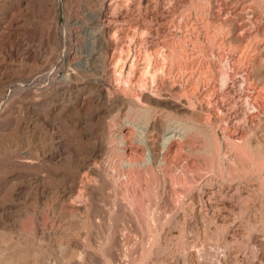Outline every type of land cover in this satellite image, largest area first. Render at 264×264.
<instances>
[{"label": "bare ground", "instance_id": "obj_1", "mask_svg": "<svg viewBox=\"0 0 264 264\" xmlns=\"http://www.w3.org/2000/svg\"><path fill=\"white\" fill-rule=\"evenodd\" d=\"M132 1L134 0H93L91 7L86 12L88 25L82 26L81 30L85 34V39L76 48V57H74L75 60L73 59L74 62L70 72L61 75L57 92L58 97L61 98L59 99L60 105H53L55 99L45 98V104L51 105V107L49 106L50 108L46 109V111L44 110L45 112H39L36 118L33 119L32 117L30 122H25L22 119L24 128L31 132L30 129L33 124L43 123L53 127L51 120L54 119L52 116L51 119L50 115L56 114V116L60 117L69 113L68 116L71 117L70 112L72 113L73 111L84 115L83 118H80V122L78 121L77 126L83 125L84 129L80 134H83L82 137L92 140L94 148L93 150L91 149L90 155L78 158L77 171L71 176L69 191L63 192L61 190L62 192L55 193L58 207L65 214H68L71 220L84 219L87 222L96 216L95 213L99 211V209L96 211V206L100 202L110 203V210L105 211L109 220L115 217L116 219H114L118 222L119 216L122 219V216L126 215L125 217L128 216L130 222L135 223L138 221L139 216L137 209L143 200L142 196L145 197L143 192L149 193L148 202L146 197L145 201L150 208L161 206L166 192L163 196L162 191L158 193V190L163 188L168 191L170 188L167 190V186L170 184L177 188L178 196L183 195L181 199L178 198L180 200L178 202L183 199L181 209L184 210L185 214L182 219L169 222V224L171 223L170 228H167L166 233L167 235L169 234L171 226H176L182 235L191 234L193 242L187 239L178 243L182 251H187L184 257H187L185 259L188 263L191 261L197 262V264H212L209 261L211 259L210 256L214 254L210 250L215 247L217 251L218 249H222V251L218 255L216 253L213 263L257 264L259 262L264 264V240L260 239L261 235L264 234V221L261 220L259 223L254 221L256 225L252 230H249V241L246 245H243V247L245 246L243 250L239 249L238 240L235 236H231L232 230L228 228L224 229V233L217 240V244L213 243V238L209 232H211V229H218L220 225L214 214L215 210L211 206V202L209 203L211 199L209 200L208 198V196L214 195L215 192H206L208 187L214 188V184L224 185L226 182H233L236 178L247 179L257 171L259 175L257 191L264 193V146L262 142L246 138L244 134L245 125L252 126L255 119L260 118V115H264V88L254 83L252 72L246 70L243 76L246 92L242 96L246 100V105L250 108L247 110L249 112L245 114L244 123L230 116L225 123L222 117L218 118V120L216 119L215 123L220 125L223 122L225 124L222 128L225 134V141H220L218 138L219 128L214 127L212 125L214 122L211 121L212 116L218 114L216 113L218 111L217 108L219 109L217 103L212 105L214 99L219 98L217 97L216 80L221 76V82L224 81L226 86L229 80L236 78V75L234 78L233 74L239 68L234 62L233 65H230L231 68H228L222 74H220L221 70H219L220 72L217 71L218 69L214 72L213 70L209 71L210 69L204 71L203 65L206 62L200 58L198 53L201 52V56L202 52L204 54L206 51L208 54L213 53V48L204 50V47L200 46L202 48L198 53H191L188 51L187 43L184 39L182 40L174 33L169 35L171 36V41H166L161 45L153 43L154 45L151 46L147 43L146 38L133 34L134 30L131 29V25L129 27H124L123 25L119 27L120 10L127 8ZM149 1L141 0V3L148 7L150 5ZM13 9H15L13 5L8 7L5 19L8 18ZM205 13H208V15L210 13V16L213 14V8L210 4H208ZM160 15H158L159 17H150L151 23L150 21L149 23L151 25H148L147 28L149 32L153 27V22L157 21L159 26L156 25L158 27V30H156L157 34L168 33V30H166L168 26L164 27L163 23L168 22L169 18ZM81 22L83 21L81 20ZM125 22L124 20V24ZM172 22H175V19ZM74 23L78 26L80 22L75 20ZM169 23H171V20ZM182 27L191 28V23L187 16L184 17ZM130 37L132 38L130 42H133L131 44L128 43L129 46L123 47L125 46L124 41ZM229 41L231 42V40ZM257 47L255 49L253 47L255 52L258 49ZM243 56L245 57V54ZM243 56L241 57L243 58ZM242 58H238L239 64ZM250 61L252 66L257 65L253 59ZM250 63L249 67L251 66ZM260 68L262 69V66ZM218 80L220 81V79ZM221 95L223 94H220V97ZM13 108L18 117L20 111H18L17 104H13ZM30 108L34 109L33 107ZM114 112L116 113L114 114L115 117L109 121L108 115ZM202 113H204V116ZM72 115L74 116V114ZM77 116L79 117V115ZM69 117L66 118L68 119ZM19 119L21 118L18 117ZM31 136H34V133ZM204 137L209 141V145L202 139ZM57 143L61 144L60 141ZM54 144L55 146L53 145L49 151L46 150L47 152H44L41 158L39 157L37 160L44 164L52 165L53 163H60L66 160L69 164L72 160V154L60 148V146L57 147L56 142ZM208 151L213 154V159L209 162L206 158ZM27 154L24 158L25 163H34V157L29 156V153ZM181 158H184L181 171L173 173V163L176 162V159L179 160ZM207 171L212 172L214 175L211 174V177L205 180L203 176ZM224 174L227 179L226 182L214 177L215 175L223 176ZM228 188L230 192L234 191L237 195L236 197L242 200L243 212L249 213L254 208H257L259 204L260 208L262 207L264 210L262 200L257 193H252L247 199L242 197L243 186L241 183L230 184ZM112 191L113 194H111ZM76 193H78L77 196H75ZM167 193L170 194L169 191ZM106 194L108 195L106 196ZM171 194L173 193L171 192ZM232 196L234 197L235 195ZM43 198L46 199L47 197ZM166 198L169 201L168 198L170 197ZM167 200L165 199L166 202ZM172 203L175 204L173 201ZM152 210L154 211L155 209ZM152 210L151 215L154 217H150V221L155 227L160 221L159 218H156L154 213L156 211L152 212ZM1 211L0 215L5 213L3 210ZM198 211L205 223L203 230L199 228L202 230L200 234H198V231L193 236L197 224L192 222V220ZM10 217L5 216L0 221L1 231L9 230L7 222L11 221ZM251 222L250 220L249 223ZM175 223L176 225H173ZM34 225L39 233L40 231L41 233L45 231L44 218L36 215V213L34 215ZM24 226H20L18 230L21 231L22 229L24 231ZM107 227V232H110V234L102 242L105 246L102 245L101 247V250L105 247L106 254H109L107 257L117 259L118 261H116L120 262V264H157V262H161L160 259L165 250L161 242L156 247V244H151L150 246V241L148 244L150 247H148L149 252L144 254L146 257L142 256L143 252H141L142 254L140 253L141 256L139 255V257L136 254L137 252H135V255L127 251L128 248L125 249V237L120 234L118 227L113 229L111 224H108ZM153 229L154 232L155 228ZM88 237V231H84V234L83 232L82 234L78 232V234L76 233L61 240L62 242L59 246L60 248L75 250L77 252L76 255L79 257L76 258L82 259L80 262L82 263L85 257L82 255H85L84 251H86L90 243ZM153 240L155 241V239ZM6 242L8 241L6 240ZM37 243L40 244L39 242ZM197 244L202 246L201 249H196ZM24 245L26 244L24 243ZM246 246L251 250L249 249L250 251H248ZM18 247L19 244L17 242L5 246V261H7V264H73L69 259L71 255L64 254V261L62 260L61 262L58 254L47 255L49 252L45 253L43 251V245L42 250L37 247L33 251L31 249V252H33L29 253L31 258L28 255V250L26 251L27 253L24 251L18 252L19 249L16 250ZM15 250L18 255H16L17 252ZM168 254L171 255V253ZM89 255L91 254L87 256ZM133 256L137 260L136 258L133 259ZM110 260L108 261L110 262ZM172 260L175 264L178 263V260L173 256H171Z\"/></svg>", "mask_w": 264, "mask_h": 264}, {"label": "rangeland", "instance_id": "obj_2", "mask_svg": "<svg viewBox=\"0 0 264 264\" xmlns=\"http://www.w3.org/2000/svg\"><path fill=\"white\" fill-rule=\"evenodd\" d=\"M92 3L93 0H0V213L2 212L1 210L5 212L0 215V221L3 220L5 216H11V221L7 222V225L9 224L7 227L9 230H0V264H7V261H5V246L14 242L19 244L16 250L19 249L18 252H26L28 250L27 252L30 258L31 254L29 253H33L31 249L33 251V249L37 247L42 250L44 247L45 249L43 248V251L45 253L49 252L47 255L58 254L61 258L59 259L61 262L62 260L64 261V254H69L71 255L69 259L73 264L74 262L75 264H114L115 258L107 257L109 254H106L107 251H105V247L102 248L104 252L101 250L102 245H104L102 242L110 234V232H107L109 227H107L108 224H111L113 229L116 227L120 229H118L119 232H121L120 234L125 237V249L128 248L129 250L127 249V251L131 254L137 252L136 254L139 256L140 253L143 252V254L141 253L143 256L145 253L148 254L149 252L148 249L150 247L148 244L150 241V246L151 244H156V247L158 246L157 244L161 242L165 250L161 256V262L159 261L157 264H175L173 260L171 261V256L178 260L177 264H197V262L194 263L191 261L188 263L185 259L187 257H184L187 251H182L178 245L179 242H184L187 239L193 242L191 234L182 235L179 228L176 226H171L172 228L168 232L169 234L167 235L166 233L170 228L171 223L169 224V222L182 219L185 214L184 210L181 209L183 199L181 202H178L183 195L178 196L179 194L176 192L177 188L175 186L168 184L167 190L170 188L168 190L170 194L163 188L158 190V193L162 191L161 193L163 196L165 192L167 194L165 193L166 196H164V202L161 206L154 208H150L148 203H146V201L148 202L149 193L144 191L143 195H145L147 200L145 201V197L142 196L143 200L137 209L139 213L138 221L135 223L130 222V220H128L129 217H125L126 215H123L122 219H120L119 216L117 219L118 222L115 220V217V219L109 220L105 211L110 210V203L105 204L103 202H100L99 205H97L98 207L96 206V211H98V209L99 211L95 213L96 216L93 217L91 221L86 222L84 219L71 220L68 214H65L58 207L55 193L69 191L71 176L77 171L78 158L90 155L94 148L92 140L82 137L83 134H80L84 129L83 125L77 126L80 122V118H83L84 115L76 111L70 112L71 117L68 116L69 113L60 117L56 116V114L50 115V118L52 116L54 119L51 120L53 127L48 124L38 123L36 125L33 124L30 129L31 132L24 128L22 119L25 122H30L32 117L33 119L36 118L39 112H45L46 109L51 107V105H49V107L45 104V98L55 99L56 103L54 102L53 105H60L59 99L61 98L58 97L57 92L60 86L59 82L62 77L61 75L70 72L71 66L75 60L74 57H76V48L81 42L83 43L85 39V34L81 30L82 26L88 25L86 12L88 8L91 7ZM149 3L150 5L147 7L145 4L141 3V0H134L127 8H122L120 10L119 27H122V25L124 27H129L131 25V29L134 30L133 34L135 33L137 34L135 36L146 38L147 43L151 46L154 44L161 45L166 41H171L172 39L169 35L174 33L182 38V40L184 39L187 43V49L191 53H198L202 47H204V50L213 48V53L208 54L206 51L207 53L205 52L204 54V52H202V56L200 55L201 52L198 53L200 58L206 62L203 65L204 71L210 69L209 71L213 70L214 72L218 69L217 71L221 70L222 72H219L222 74L228 68L230 69V65H233L234 62L239 68L233 74L234 78L236 75V78H232L228 81L229 83L231 81L230 85L227 83L225 86L224 81L221 82L222 78L220 75V77H218L220 81L218 79V81L216 80L217 97L219 98L214 99L212 105L217 103L219 107L217 110L219 112L216 111L218 114L213 115L211 121L214 122L212 123L214 127L219 128V140L225 141V134L222 128L227 118L230 116L233 119L237 118L239 121L243 122L246 112H249L247 110L250 109L245 103V98L242 96L246 92L245 80L243 79L246 70L252 72L253 82L261 86V88H264V0H170V2L169 0H150ZM208 4L213 8V14L211 16L210 13L209 15L205 13ZM12 5L15 9H13L8 18L5 19L6 11L8 7ZM158 15H164L169 18L168 22L163 23L164 27H169L166 29L168 33L157 34L156 30H158L159 27L157 21L152 24V32L147 30L148 25H151L150 17H156ZM185 16L190 20V29L182 27ZM123 19L126 21L125 24ZM173 19H175V22H172ZM75 20H79L80 23L78 26L74 23ZM81 20L83 22H81ZM170 20L171 23H169ZM225 38L226 41L229 38L231 42L228 40L229 42L227 41V43ZM131 39V37L127 38L124 41L125 46L123 47H126L128 43L131 44L133 42H130ZM253 47L254 49L255 47L258 48L256 49L257 53ZM241 53H244L245 57L243 56L244 54ZM240 55L243 56V58ZM238 58H242L240 64L238 63ZM252 59L256 61L257 67L251 65L250 60ZM247 62L250 63V67ZM258 66H262V69ZM229 72L232 71L230 70ZM219 93L223 95L220 97ZM13 104H17L19 108L18 111H20V114L18 117L21 118L19 120L13 108ZM22 114L25 115L23 116ZM72 114H74L75 117ZM76 114L79 115V117ZM114 114L116 113L114 112L108 115L109 121L115 117ZM202 115L204 116V113H202ZM64 116L70 119L66 118L65 120ZM221 117L224 119V123L222 122L220 125L215 123L216 119L218 120V118ZM252 124V126L245 125L244 134L246 138L260 141L264 146V115H260V118L255 119ZM33 133L34 136H31ZM204 138H202L204 142L209 145L207 138ZM58 141H60V145L57 143ZM55 142L57 147L60 146V148L72 154V162H69L70 165L66 160L60 163H53V165L44 164L37 160V158H41L44 152H47L46 150L49 151L53 145L55 146ZM27 153H29V156L34 157V163H25L24 158L28 155ZM206 158L208 162L212 161L213 154L208 151ZM183 160L184 158L179 160L176 159V162L172 165L173 173L181 171ZM254 170L256 171V169ZM211 174L213 173L207 171L203 178L207 180L211 177ZM214 177H217L221 181H227L225 174L223 176L215 175ZM237 183H241L243 186L241 195L244 199L249 198V195L255 192L260 196L264 205V193L259 190L257 191L259 184V175L257 171L247 179L236 178L233 182H226L224 185L214 184V188L208 187L206 192L209 193L211 191L216 194L211 197L208 196V198L209 200L211 199L209 203L211 202V206L215 210L214 214L220 225L218 229H211L209 233L213 238V243L217 244V240L222 237L224 229L228 228L232 230L231 236H235L238 240L239 249L243 250V248H245L243 245H246L249 241V230H252L256 225L254 221L257 223L261 220L264 221V210L262 207L260 208L259 204L258 207L254 208L251 212H243L242 200L237 198L236 193L234 191L230 192L228 188L230 184L234 185ZM171 192L173 194H171ZM36 194L37 196H35ZM111 194H113V191ZM231 194L235 196L233 197ZM77 195L78 193H76L75 196ZM107 195L108 194H106V196ZM174 196L175 198L178 196L176 199H179L176 201V199L173 198ZM43 197L47 198L45 199ZM166 197H170L168 199L171 203ZM112 199H114V197H112ZM172 201L175 202V204L172 203ZM163 204L164 206H162ZM173 204L178 207H174ZM152 209H155L154 211L156 212ZM151 210L155 213L156 218H159L160 222H158L159 226L156 225L157 227H154L150 221V217H154L151 215ZM8 213L10 214L8 215ZM35 213L44 218L46 226L45 231L42 233L41 231L40 233L36 231V226L34 225ZM250 220L252 221L251 223H249ZM192 222L197 224L193 236L197 234L198 231V234H200L205 222L199 211L196 213ZM173 225H176V223ZM20 226H24L25 230H18ZM161 226L162 228H160ZM153 228H155L154 232ZM164 230H166L165 233ZM84 231H88L90 243L86 248L87 252L84 251L85 255H82L83 257L85 256L83 258L84 260L80 263L82 259H78L79 257L76 255L77 252H75V250L71 249V251L69 248H60L59 245L62 242L61 240H64L66 237L76 233L78 234V232L81 234L83 232L84 234ZM47 234L48 236H46ZM35 238L36 240L34 241ZM41 239L44 240L41 241ZM152 239H155V241H152ZM260 239L264 240V234L261 235ZM6 240L8 242H6ZM201 247L200 244L196 245V249L198 250L201 249ZM246 247L248 251L251 250L248 246ZM16 250L15 252H17ZM56 250L59 252L57 253ZM221 251L222 249H218L217 251L215 247L212 248L210 252L214 255L210 256L211 259L209 262L216 264L213 263L214 257L216 253L218 255ZM18 252L16 255H18ZM168 253H171V255ZM88 254L94 255L87 256ZM165 254L167 255L165 256ZM168 255L170 256L168 257ZM134 256L133 259L136 258H134ZM144 257L146 256L144 255ZM109 259H111V263L108 261ZM117 261L115 264H120V262ZM257 264L260 263L258 262Z\"/></svg>", "mask_w": 264, "mask_h": 264}]
</instances>
